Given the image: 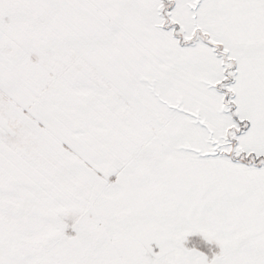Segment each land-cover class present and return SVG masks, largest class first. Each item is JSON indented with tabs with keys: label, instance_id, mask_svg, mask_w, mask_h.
Returning a JSON list of instances; mask_svg holds the SVG:
<instances>
[{
	"label": "snow or ice",
	"instance_id": "obj_1",
	"mask_svg": "<svg viewBox=\"0 0 264 264\" xmlns=\"http://www.w3.org/2000/svg\"><path fill=\"white\" fill-rule=\"evenodd\" d=\"M0 264H264V0H0Z\"/></svg>",
	"mask_w": 264,
	"mask_h": 264
}]
</instances>
